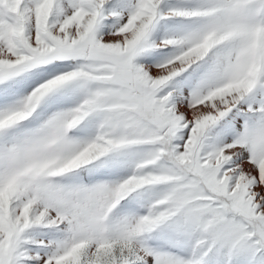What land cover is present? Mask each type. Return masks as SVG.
I'll return each instance as SVG.
<instances>
[{
	"label": "snow or ice",
	"instance_id": "snow-or-ice-1",
	"mask_svg": "<svg viewBox=\"0 0 264 264\" xmlns=\"http://www.w3.org/2000/svg\"><path fill=\"white\" fill-rule=\"evenodd\" d=\"M0 264H264V0H0Z\"/></svg>",
	"mask_w": 264,
	"mask_h": 264
}]
</instances>
